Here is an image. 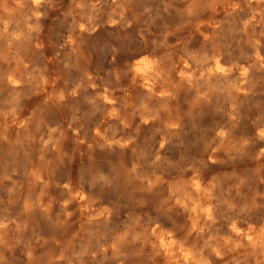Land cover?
I'll list each match as a JSON object with an SVG mask.
<instances>
[{"label": "clouds", "instance_id": "1", "mask_svg": "<svg viewBox=\"0 0 264 264\" xmlns=\"http://www.w3.org/2000/svg\"><path fill=\"white\" fill-rule=\"evenodd\" d=\"M262 38L264 0H0V264H264Z\"/></svg>", "mask_w": 264, "mask_h": 264}, {"label": "rangeland", "instance_id": "2", "mask_svg": "<svg viewBox=\"0 0 264 264\" xmlns=\"http://www.w3.org/2000/svg\"><path fill=\"white\" fill-rule=\"evenodd\" d=\"M217 14L218 15H222V11L221 10H217ZM214 25V21L213 20H209L207 21V24H206V27H208V31H204L203 29V32L206 33V34H209V35H212V29L214 28L213 27ZM200 29V28H199ZM199 29H197V32H199ZM241 35V34H240ZM240 35H233V36H226V37H222L221 38H217V40L215 41L216 45H218L221 49H223L225 52H228L230 53L231 55H239L240 57L243 56V58L246 56H244L243 52L244 53H248V51L250 50V45H251V42H254L253 40L251 42H249V38L248 36L246 38H244L245 36L242 34L241 35V38H240ZM244 38V39H243ZM247 38H248V41H247ZM232 39V40H231ZM238 39V40H237ZM242 39V40H241ZM237 40V41H236ZM244 40V41H243ZM263 40V44H264V38H262ZM246 41V42H245ZM230 42V43H229ZM248 43V44H247ZM231 44V45H230ZM248 45V46H247ZM235 46V48H234ZM240 46V47H239ZM243 47V48H242ZM249 48V50H245L246 48ZM232 48V49H231ZM247 48V49H248ZM234 50V51H233ZM245 50V51H244ZM231 51V52H230ZM242 51V52H241ZM247 51V52H246ZM242 53V54H241ZM263 53H264V50H263ZM51 62V61H50ZM256 92H257V95H264V80L260 81L257 85H256ZM252 101H248L245 103V108L246 109H249L251 110L252 108ZM261 103H264V102H256V107H260ZM246 115V113H245ZM79 155V153H78ZM255 165H252V167H254ZM261 175H264V172H261L260 173ZM222 176V177H221ZM224 177V178H223ZM217 179V180H216ZM215 180L217 183L219 184H224L225 182H227L229 180V174L226 173V172H222V173H218L217 176L215 177ZM251 191L253 193L257 192V191H261V192H264V184H261L259 185V188H256V187H252L251 188ZM50 198V197H49ZM47 207H50L49 205H45Z\"/></svg>", "mask_w": 264, "mask_h": 264}, {"label": "bare ground", "instance_id": "3", "mask_svg": "<svg viewBox=\"0 0 264 264\" xmlns=\"http://www.w3.org/2000/svg\"><path fill=\"white\" fill-rule=\"evenodd\" d=\"M213 27H214V25H213ZM198 33H199L201 39H202L203 41H205V42H208V41L210 40L211 36H212V35H209V34L204 33V32H203V28H200ZM241 35H242V34H241ZM241 35H240V38H241ZM246 37H247V36H245L244 38H246ZM244 38H243V39H244ZM221 39H222V38H221ZM231 40H232V39H231ZM237 40H238V39H237ZM237 40H236V41H237ZM241 40H242V39H241ZM243 41H244V40H243ZM247 41H248V38H247ZM253 41H254V40H253ZM245 42H246V41H245ZM229 43H230V42H229ZM247 44H248V43H247ZM255 44H256V41L251 42V45L249 46V47H250V50H249V48L247 47L248 49L246 48L245 50H249V51H248V53H244V52H243L244 56H245V54H251V52L254 50L253 45H255ZM230 45H231V44H230ZM215 46L218 47V48H220L218 45H216V43H215ZM247 46H248V45H247ZM239 47H240V46H239ZM234 48H235V46H234ZM242 48H243V47H242ZM259 48H260V54H261V55H264V53H263V50H264V44H263V40H262V39L259 40ZM231 49H232V48H231ZM245 50H244V51H245ZM233 51H234V50H233ZM230 52H231V51H230ZM241 52H242V51H241ZM246 52H247V51H246ZM226 53H228V52H226ZM228 54L231 55L230 53H228ZM241 54H242V53H241ZM245 57H246V56H245ZM245 57H244V58H245ZM242 58H243V56H242ZM246 66H247V65L245 64V67H246ZM221 177H222V176H221ZM223 178H224V177H223ZM216 180H217V179H216ZM46 207H47V206H46Z\"/></svg>", "mask_w": 264, "mask_h": 264}]
</instances>
